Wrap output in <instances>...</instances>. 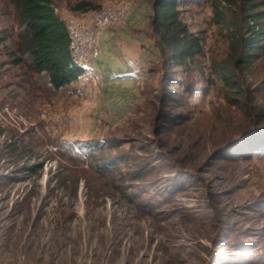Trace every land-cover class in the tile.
<instances>
[{
    "label": "rangeland",
    "instance_id": "rangeland-1",
    "mask_svg": "<svg viewBox=\"0 0 264 264\" xmlns=\"http://www.w3.org/2000/svg\"><path fill=\"white\" fill-rule=\"evenodd\" d=\"M53 1L67 20L119 0H91L101 8L84 14L71 9L81 0ZM180 1L204 43L203 74L165 69L159 55L126 115H94L88 71L56 90L15 63V10L0 0V264H264V147L242 141L264 129V55L235 66L241 0L220 2L226 23L219 1ZM214 62L231 66L234 85Z\"/></svg>",
    "mask_w": 264,
    "mask_h": 264
},
{
    "label": "trees",
    "instance_id": "trees-1",
    "mask_svg": "<svg viewBox=\"0 0 264 264\" xmlns=\"http://www.w3.org/2000/svg\"><path fill=\"white\" fill-rule=\"evenodd\" d=\"M215 4L219 23L225 22L223 13ZM240 11L246 32L230 30L228 34L234 45L232 50L237 56L235 66L249 69L253 61L264 55V0H241ZM15 10L17 33L16 51L11 53L16 64H22L35 74L46 73L51 86L58 90L79 79L84 70L79 68L71 54L70 36L67 22L56 10L53 0H11ZM180 0H152L149 24L158 37L156 46L161 64L165 69L181 67L203 69L199 57L204 52L201 36L193 32L180 16ZM101 7L91 0H81L72 6V11L84 14ZM231 24V23H230ZM155 64V63H154ZM153 69H151V72ZM211 70L225 84H235L236 79L230 65L225 62L212 63ZM234 77V78H233ZM166 102H174L171 84H177L175 77L165 72L162 77ZM171 124H180L183 115H167ZM249 142L248 150L264 147V129L258 128L247 133L242 141ZM237 143V142H236ZM234 143V144H236Z\"/></svg>",
    "mask_w": 264,
    "mask_h": 264
},
{
    "label": "crops",
    "instance_id": "crops-1",
    "mask_svg": "<svg viewBox=\"0 0 264 264\" xmlns=\"http://www.w3.org/2000/svg\"><path fill=\"white\" fill-rule=\"evenodd\" d=\"M150 14L136 4L124 25L110 27L102 37L101 55L89 73L99 81L100 106L94 115H126L130 101L137 99L149 67L159 58L152 42ZM85 90L87 97L92 95L89 84Z\"/></svg>",
    "mask_w": 264,
    "mask_h": 264
},
{
    "label": "built area",
    "instance_id": "built-area-1",
    "mask_svg": "<svg viewBox=\"0 0 264 264\" xmlns=\"http://www.w3.org/2000/svg\"><path fill=\"white\" fill-rule=\"evenodd\" d=\"M132 12L131 0H119L83 18L69 17L66 22L71 54L76 65L90 73L92 63L101 55L102 37L106 30L111 26L124 24ZM95 80L97 83L98 80Z\"/></svg>",
    "mask_w": 264,
    "mask_h": 264
}]
</instances>
